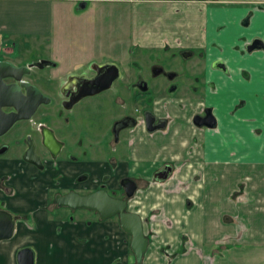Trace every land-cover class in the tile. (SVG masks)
I'll return each mask as SVG.
<instances>
[{
    "label": "crops",
    "instance_id": "obj_1",
    "mask_svg": "<svg viewBox=\"0 0 264 264\" xmlns=\"http://www.w3.org/2000/svg\"><path fill=\"white\" fill-rule=\"evenodd\" d=\"M90 5L127 7L134 46L201 48L214 51L209 58L226 67V73L206 71L207 81H214V93L206 92L214 130L186 127L148 135L139 127L131 161L118 167L138 181L133 212L141 219L153 212L161 216L152 222L153 246L175 252L186 239L189 250L168 264H203L213 249L214 263L264 264V206L257 207L264 202V54L243 49L254 38L264 41V0H0V40L10 51L19 37L48 45L54 17ZM164 164L171 168L169 177L151 182ZM70 226L40 221L31 234L24 230L0 242V264H17L23 247L34 250V264H52L59 252L75 258L74 264H120L113 242L123 234L118 225ZM167 260L152 249L144 263Z\"/></svg>",
    "mask_w": 264,
    "mask_h": 264
},
{
    "label": "flooded vegetation",
    "instance_id": "obj_2",
    "mask_svg": "<svg viewBox=\"0 0 264 264\" xmlns=\"http://www.w3.org/2000/svg\"><path fill=\"white\" fill-rule=\"evenodd\" d=\"M255 39L259 38L243 46L244 52L264 54V48L247 51ZM150 50L141 51L147 53L146 68L140 67V51H46L38 59L17 63L14 62L17 52L0 54V62L27 68L21 80L36 88L47 100L28 120L18 121L0 134V162L16 171L12 181L8 175L0 178V194L5 195L6 190H13L17 185L24 186L33 176L39 181V187H44L43 179L47 183L51 180L50 186H45L52 202L45 206L46 212L51 206L59 215L70 212L73 217L67 219L68 222H77L74 218L81 213L82 216L93 214L98 219L95 224L100 225L106 220H100L96 212L59 207L55 198L70 194L86 196L105 190L109 197L122 200L125 199L120 185L123 179L135 182L138 189V181L129 175L119 178L117 187L109 188L107 183L111 179L106 171L112 167L119 170L122 162L129 164L134 132L139 127L146 134L154 135L172 129L176 120H180L177 128L181 130L186 127L194 131L214 130V106L206 103V92L214 93V81H207L206 71L215 68L226 73L224 63L209 58L214 51L201 48L167 45ZM156 55V61H151ZM157 77H162L163 81L152 86L151 79ZM2 81L5 85L19 86L20 83L11 78ZM21 91L25 96L24 90ZM153 93L160 98H152ZM3 111L10 113L13 109ZM146 113L155 118L154 125L163 122L164 128L148 132ZM210 122L212 127L206 126ZM107 153L111 154L109 160ZM96 154L103 159H93ZM170 170V166L164 164L153 173L151 182L165 181ZM161 173L167 174L165 179L158 178ZM4 178L8 182L5 185ZM0 210L19 215L5 206L0 205ZM18 221L19 217L16 224ZM83 223L80 225H91L90 221Z\"/></svg>",
    "mask_w": 264,
    "mask_h": 264
},
{
    "label": "rangeland",
    "instance_id": "obj_3",
    "mask_svg": "<svg viewBox=\"0 0 264 264\" xmlns=\"http://www.w3.org/2000/svg\"><path fill=\"white\" fill-rule=\"evenodd\" d=\"M63 14L64 15L56 16L53 19L52 34L51 37H49L51 41L48 45L47 42L38 38H32L28 40L24 39L23 37H19L12 39L11 49H13L12 51L17 52L18 54L14 62H28L35 60L36 58L38 59L40 56H44L46 51H106V53L111 51H140V67L146 68L148 66L149 60L146 55L147 53L141 51H152L150 50L152 48L137 47L132 44L129 33L128 8L124 5H107L98 9L90 5L84 11L77 10L76 7L75 9H72L71 12L67 9L66 13ZM140 23L145 25L146 21L142 18ZM8 52H10V46L3 45L2 43V46L0 47V54H6ZM157 56L158 55H156L154 58L151 57L150 60L155 62ZM162 81V77H157L156 79H151L150 84L153 86L154 84H158ZM158 96L159 95L157 93H153L151 95V97L155 99L160 98ZM180 123V120H176L172 131L176 129ZM101 157L103 156L96 154L94 155L93 159H103ZM110 157L111 154L107 153L106 159L109 160ZM110 169L111 170L106 171V176L111 179L107 184L109 188H115L117 187L116 181H118L123 175L119 170L115 169V167ZM6 175H8L9 179L12 181L15 178L16 171L6 167L4 162H0V178L3 176L5 177ZM35 177L36 176L30 178L28 180L29 182H26V184L22 187L21 185H17L13 187V190H6L5 195L0 194V196H4L0 198V205L7 207L9 211L19 214V221L16 224L17 237H19L24 230L29 231L28 233L31 234L36 223H39L40 221L58 225L68 224L73 226L72 230L74 229V226L79 225L84 221H90L91 225H94L95 222L98 221L97 217L93 214L90 216H85L83 214L84 216H82L81 213L80 216L74 218V220L77 222H68L67 219L71 220L73 217L72 213L66 212L61 213L62 215H59V213L57 214L54 211L53 206H51V208L46 212L45 206L52 202L51 198L49 196L47 197L46 195L48 192L45 186H50L49 182L51 180L49 179L50 181L47 183L45 181L46 179H43L42 181L44 182L42 184L44 187H39L37 185V182L39 181H36L37 178ZM4 179L5 185L8 182L6 178ZM21 181L23 180H19V182ZM153 182L161 183L162 181L154 180ZM149 185L150 184H147L146 188L149 187ZM1 187L5 189L4 186L1 185ZM25 196L28 197L26 198ZM135 197L136 195H134V197L128 201V212H133L132 208H136L133 206ZM263 206L264 202H261V205L257 204V207L263 208ZM160 217L161 216L157 215L156 212H153L148 217L142 219L144 235L148 239V248L143 257L142 264H145V258L152 249H154L158 255L166 257L168 259L167 264L173 258H176L177 256L182 255L187 250H189L188 247L186 248V239H183V245L175 252H171L169 247L153 246L157 234L152 230V222L157 220L161 221L162 219ZM166 223L169 227H171L169 221ZM102 224L110 225L113 228L114 225L119 224L118 218L114 217L108 219ZM71 226L67 229H70ZM58 228H60V226ZM114 237L113 242L115 243V249L117 252L121 253V257H118L116 260L119 261L120 264H136L134 255L132 254L129 247L130 237L124 233L121 234L120 237L118 235H114ZM203 257V264H219L217 263L219 261H215L214 263V249L210 253H207V255H203ZM74 259L75 258L73 257H68V260H66L59 252L56 254L51 263L74 264ZM221 264L226 263L223 261Z\"/></svg>",
    "mask_w": 264,
    "mask_h": 264
},
{
    "label": "water",
    "instance_id": "obj_4",
    "mask_svg": "<svg viewBox=\"0 0 264 264\" xmlns=\"http://www.w3.org/2000/svg\"><path fill=\"white\" fill-rule=\"evenodd\" d=\"M85 7L82 2L80 9ZM259 43V44H258ZM264 43L255 39L248 47L247 51L263 50ZM220 65V64H219ZM27 71L25 67H15L9 63L0 62V134L6 132L18 121L28 120L36 111L39 105L46 104L47 100L38 92L36 88L29 83L21 80L22 72ZM11 78L16 84L5 85L3 79ZM21 89L24 90L25 96ZM4 108H12L13 111L5 113ZM212 122V121H211ZM207 123L206 126L212 127L213 123ZM155 118L149 114H145V124L147 131L152 133L156 130L164 128L163 122L154 125ZM166 173L158 175L159 179H165ZM124 190L125 199H113L108 196L105 190H99L90 195L79 196L70 194L64 197L57 196L55 203L59 207H68L71 210L86 209L96 212L100 216V220H107L117 217L121 230L130 237V249L134 255L136 264H141L143 256L147 251L148 239L143 232V222L141 217L133 212H128L127 199L134 196L137 185L130 179H123L120 182ZM18 217L5 211L0 210V242L9 241L15 233V225ZM17 264H34L35 253L31 247L20 249L16 253Z\"/></svg>",
    "mask_w": 264,
    "mask_h": 264
},
{
    "label": "built area",
    "instance_id": "obj_5",
    "mask_svg": "<svg viewBox=\"0 0 264 264\" xmlns=\"http://www.w3.org/2000/svg\"><path fill=\"white\" fill-rule=\"evenodd\" d=\"M2 46V42H1V40H0V47Z\"/></svg>",
    "mask_w": 264,
    "mask_h": 264
}]
</instances>
